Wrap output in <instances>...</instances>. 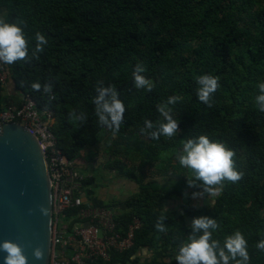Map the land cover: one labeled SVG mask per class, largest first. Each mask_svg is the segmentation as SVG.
<instances>
[{"label":"trees","instance_id":"16d2710c","mask_svg":"<svg viewBox=\"0 0 264 264\" xmlns=\"http://www.w3.org/2000/svg\"><path fill=\"white\" fill-rule=\"evenodd\" d=\"M0 9L6 11V22L24 29L29 55L36 32L48 39L39 59L6 64L22 97L0 101V107H20L30 96L41 111L52 110L58 147L76 162L86 149L84 159L90 161L92 149L104 137L113 138V149L106 152L108 169L138 185L126 199L106 203L95 193V177L84 178L83 206L115 209L122 233L134 218L142 222L131 250L114 253L110 262L86 264L133 263L142 247L161 249L173 258L190 234L186 219L199 216L217 221L212 238L221 243L240 231L247 241L249 264H264V252L256 248L264 239V112L256 103L258 85L264 83V0H0ZM137 63L144 65L143 75L153 83L150 92L133 86ZM205 74L219 83L211 107L196 94V81ZM98 81L105 87L114 85L125 105L124 122L115 135L97 124L92 100ZM32 83H50L51 98L33 91ZM171 96L179 97L168 105L179 132L153 140L147 131L155 128L141 129L145 120L154 125L165 122L156 106ZM73 110L76 115L85 113L86 123L70 122ZM199 135L233 150L236 169L244 175L237 183L225 182L211 204L175 216L170 200L202 191L187 185L192 173L177 160L183 141ZM119 152L123 159H140V166L127 170L121 160L112 161ZM157 176L173 186L162 190ZM78 211H68L66 220ZM161 216L164 233L155 228ZM151 264L177 262L155 258Z\"/></svg>","mask_w":264,"mask_h":264},{"label":"clouds","instance_id":"9594fccd","mask_svg":"<svg viewBox=\"0 0 264 264\" xmlns=\"http://www.w3.org/2000/svg\"><path fill=\"white\" fill-rule=\"evenodd\" d=\"M35 46L29 55V40L24 29L18 23L6 22L0 16V63L14 65L17 62L30 63L33 58L39 59V53L44 51L48 44V39L40 32L34 35ZM146 68L142 63H137L133 71V86L136 89L152 91L153 83L147 79L143 73ZM196 83L197 98L212 106V96L219 87L218 78L212 75H201ZM259 95L256 96V103L260 112H264V83L258 85ZM31 89L42 94H51L52 85L46 83H32ZM96 95L93 97L97 124L106 127L115 135L121 124L124 122L125 105L119 99V93L114 85L104 86L102 81L97 82ZM51 98V96H50ZM179 97L171 96L166 104H158L157 111L163 116L164 121L159 125H154L151 121L145 120V128L141 132L155 128L154 131H147L153 140H159L161 136L171 138L179 132V122L173 119L172 109L168 105H174ZM69 120L73 123H86L85 113L75 114V110L69 113ZM235 153L222 142L212 141L207 135L187 138L182 143V151L178 154L179 165L191 171L193 179L187 180L189 187L201 189V192L193 193V198L207 194L219 196L223 190L225 182L237 183L243 178V172L236 169ZM43 215H47V210L41 207ZM165 217L161 216L155 224L158 232L167 231L164 224ZM219 225L213 218L199 216L192 219L189 226L190 234L186 241L180 244L178 253L175 256L177 264H249V252L247 241L240 231L228 235L221 243L213 239V231ZM257 250L264 252V239L256 244ZM0 252L4 264H27V257L23 248L10 240L0 242ZM33 257L36 260L43 259L42 248L33 250Z\"/></svg>","mask_w":264,"mask_h":264},{"label":"built area","instance_id":"2783aa9c","mask_svg":"<svg viewBox=\"0 0 264 264\" xmlns=\"http://www.w3.org/2000/svg\"><path fill=\"white\" fill-rule=\"evenodd\" d=\"M9 78L6 64L0 63V94ZM10 122L20 123L36 135L48 162L53 214L49 264L110 262L114 253L131 250L136 232L142 227L141 220L134 218L122 233L115 209L83 206L85 176L78 170L77 162L68 159L58 147L53 131L54 112L41 111L35 100L25 96L20 107H0V126ZM73 208H79L78 213L66 220L67 212Z\"/></svg>","mask_w":264,"mask_h":264},{"label":"water","instance_id":"95a60500","mask_svg":"<svg viewBox=\"0 0 264 264\" xmlns=\"http://www.w3.org/2000/svg\"><path fill=\"white\" fill-rule=\"evenodd\" d=\"M52 226V189L44 150L28 127L4 123L0 126V242L18 243L27 264H49ZM37 247L43 250L42 260L33 257ZM4 255L0 252V264Z\"/></svg>","mask_w":264,"mask_h":264},{"label":"crops","instance_id":"0c3cea01","mask_svg":"<svg viewBox=\"0 0 264 264\" xmlns=\"http://www.w3.org/2000/svg\"><path fill=\"white\" fill-rule=\"evenodd\" d=\"M0 16L6 18V11L5 9H0ZM0 101L6 102L11 101L15 102L19 98L22 97V95L17 90L16 86L14 85L13 81L11 79L8 80V83L5 87V89H2L0 94ZM4 106V103L1 104ZM138 190V185L130 180H119L114 183L108 184H98L95 189V193L99 199L106 203L113 202L115 200H124L130 195L134 194ZM212 196H208L207 194H204L202 196H197L193 198L191 197H184V198H175L173 200H170L168 202V207L171 209V211L175 212L177 216L185 214L188 206L190 208H200L207 206L211 204L213 201ZM191 223V222H190ZM174 257L170 258L168 257L167 253H165L163 250L158 249V251L142 247L138 249L133 259L135 260L133 263H126V264H151L152 261L155 258H158L159 260H163L167 262H171L175 259L176 254H173ZM120 264V263H117Z\"/></svg>","mask_w":264,"mask_h":264},{"label":"rangeland","instance_id":"374dc122","mask_svg":"<svg viewBox=\"0 0 264 264\" xmlns=\"http://www.w3.org/2000/svg\"><path fill=\"white\" fill-rule=\"evenodd\" d=\"M115 138V137H114ZM113 149V138L104 137L102 139V142L94 147L92 150L95 152V155L90 159V161H86L84 158L88 154V150H84L81 154V158L77 162L78 170L85 176V177H95L94 184H110L114 183L119 180H128L127 178H119L116 175V172L114 170H109L108 166L106 165V159L107 155L106 152L109 150L111 151ZM123 159V156L121 152H119L117 155H114L112 157V161L115 160H121L126 164V169H132V168H138L140 166V159ZM132 160V161H131ZM159 182L160 186L162 187V190H169L173 186V182H163L162 177L157 176L156 177ZM187 208H190L189 206ZM184 215V214H183ZM177 216V214H175ZM186 222L190 225L192 222L191 220H187Z\"/></svg>","mask_w":264,"mask_h":264}]
</instances>
